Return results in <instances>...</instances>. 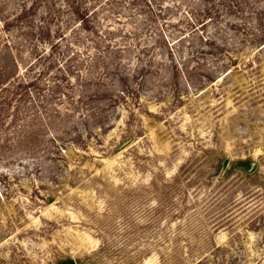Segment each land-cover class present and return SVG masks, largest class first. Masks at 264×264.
Wrapping results in <instances>:
<instances>
[{"label": "rangeland", "instance_id": "rangeland-1", "mask_svg": "<svg viewBox=\"0 0 264 264\" xmlns=\"http://www.w3.org/2000/svg\"><path fill=\"white\" fill-rule=\"evenodd\" d=\"M82 4L0 0V264H264V0Z\"/></svg>", "mask_w": 264, "mask_h": 264}, {"label": "trees", "instance_id": "trees-1", "mask_svg": "<svg viewBox=\"0 0 264 264\" xmlns=\"http://www.w3.org/2000/svg\"><path fill=\"white\" fill-rule=\"evenodd\" d=\"M87 0H67L68 4H69V7L71 8V12L73 15V18H75L74 16L78 17V18H81L82 21H84V24H85V30L88 29V27L90 26L89 23L91 21V18H89L90 14L89 12L91 11L90 7L87 6V4H82V3H86ZM257 7V6H256ZM259 9L262 8V6L258 7ZM253 10V9H252ZM264 10V9H263ZM261 11V10H260ZM92 12H96V10H93ZM252 13L254 11H251ZM260 13H264V12H260ZM97 14V12H96ZM68 16V15H66ZM99 17V16H98ZM72 18V17H71ZM81 21V23H82ZM41 24V23H40ZM40 28L42 29H46L47 33H50L52 31V27L50 26L48 28V25H39ZM58 32H61L62 31V28L59 27V29L57 30ZM58 40L54 41V42H57ZM3 72V71H2ZM13 76V75H12ZM18 87H21L22 88V83L21 81L19 80H16V83L14 82V84L12 85H9V83L7 84H4L2 85V87H0V92H4V91H8V94H17L18 93ZM12 95V96H13ZM9 96V95H8ZM11 96V97H12ZM0 97L3 99L4 97L1 96L0 94ZM5 100V99H4Z\"/></svg>", "mask_w": 264, "mask_h": 264}, {"label": "water", "instance_id": "water-1", "mask_svg": "<svg viewBox=\"0 0 264 264\" xmlns=\"http://www.w3.org/2000/svg\"><path fill=\"white\" fill-rule=\"evenodd\" d=\"M227 159H225L223 166H225V162ZM65 264H77V261L74 258H70Z\"/></svg>", "mask_w": 264, "mask_h": 264}]
</instances>
